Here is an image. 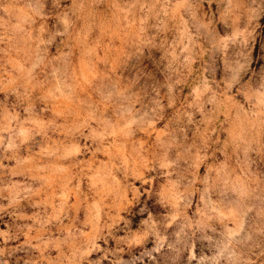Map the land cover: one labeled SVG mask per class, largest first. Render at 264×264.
<instances>
[{
    "label": "rangeland",
    "instance_id": "rangeland-1",
    "mask_svg": "<svg viewBox=\"0 0 264 264\" xmlns=\"http://www.w3.org/2000/svg\"><path fill=\"white\" fill-rule=\"evenodd\" d=\"M0 264H264V0H0Z\"/></svg>",
    "mask_w": 264,
    "mask_h": 264
}]
</instances>
